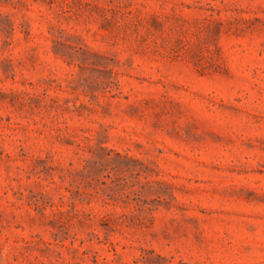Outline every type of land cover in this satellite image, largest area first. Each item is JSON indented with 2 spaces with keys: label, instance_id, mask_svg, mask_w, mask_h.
I'll list each match as a JSON object with an SVG mask.
<instances>
[{
  "label": "rangeland",
  "instance_id": "1",
  "mask_svg": "<svg viewBox=\"0 0 264 264\" xmlns=\"http://www.w3.org/2000/svg\"><path fill=\"white\" fill-rule=\"evenodd\" d=\"M0 264H264V0H0Z\"/></svg>",
  "mask_w": 264,
  "mask_h": 264
}]
</instances>
